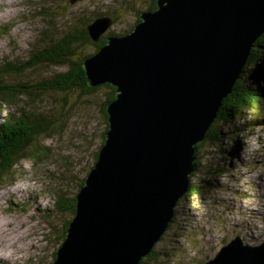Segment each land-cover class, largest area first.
Wrapping results in <instances>:
<instances>
[{"label": "water", "instance_id": "95a60500", "mask_svg": "<svg viewBox=\"0 0 264 264\" xmlns=\"http://www.w3.org/2000/svg\"><path fill=\"white\" fill-rule=\"evenodd\" d=\"M112 22L88 25L98 41ZM264 33V0H157L83 66L110 83L108 128L52 264H138L174 220L207 137ZM205 264H264L241 236Z\"/></svg>", "mask_w": 264, "mask_h": 264}, {"label": "rangeland", "instance_id": "374dc122", "mask_svg": "<svg viewBox=\"0 0 264 264\" xmlns=\"http://www.w3.org/2000/svg\"><path fill=\"white\" fill-rule=\"evenodd\" d=\"M148 2L0 0V66L6 60L29 55L38 30L47 26L42 15L46 11L60 22L70 19L62 18L69 11L76 15L74 22L82 14L108 17L112 22L105 33H123L133 29L137 10H147ZM63 24L68 27L70 22ZM93 50L90 47L87 52ZM253 58L243 74L257 79L258 73L264 75V49L255 52ZM64 70L52 67L48 73L33 71L31 80ZM28 75L31 73L8 79H27ZM260 84L264 86V80ZM108 88L103 85L83 96L79 90L49 94L37 108L33 107L56 115L58 125L52 135L38 137L39 148L43 147L47 154L39 159L29 154L19 162L14 174L0 183V264H44L52 260L53 251L60 246L54 236L63 228L66 217L54 206L56 196L76 195L81 187L75 182L86 176L94 164L102 145V108ZM22 98L13 104L0 101V119L13 112L19 114L18 104L26 106L27 97ZM65 98L68 100L64 108ZM258 108L254 113L243 112L233 123L215 120L223 131L222 141L218 145L206 141L199 148L202 162L192 183L200 191L178 201L171 230L154 248L160 253L154 264H202L238 236L248 246L264 243V109Z\"/></svg>", "mask_w": 264, "mask_h": 264}, {"label": "trees", "instance_id": "16d2710c", "mask_svg": "<svg viewBox=\"0 0 264 264\" xmlns=\"http://www.w3.org/2000/svg\"><path fill=\"white\" fill-rule=\"evenodd\" d=\"M156 7L157 0H150L147 4V10H154ZM141 13L142 11L137 10V23L141 19ZM42 15L46 19L47 26L40 29V31L38 30L39 33L36 36V40L30 43L31 49H29V55L27 57H19L18 60H6L0 66V101L13 104L18 100L17 98L22 100V96L27 97L25 99L27 107L18 104L17 113L19 114H14L13 112L0 119V183L12 176L19 162L29 154L35 159H39L47 154V150L43 149V147L39 148L38 137L41 135H52L55 127L58 125V119L56 115L34 109L39 106V103L44 101L43 99L46 95L57 92L67 94L79 90L82 94L81 96H83L93 93L98 87L103 85L108 86L109 93L102 108L105 117L102 143L105 140L104 132L108 128L107 104L116 97V87L112 84L104 83L97 86H90L88 84L83 63L108 42L109 36L121 35L129 30L123 33L109 31L101 35L98 41H95L89 34L88 25L97 18L96 14H92L90 17L84 14L79 15L77 17L78 21L75 22L76 15L71 11L62 16V18L65 17L64 19L67 17L71 20L66 19L62 22L58 21L57 16L50 15L49 11L44 12ZM67 20L70 24L68 27H65L63 23L68 22ZM255 44L256 46L252 49L240 78L234 84L233 91L223 99L216 120L223 119L228 123H233L237 116L243 114V112L250 111L254 113L256 109H259L258 107L264 109V86L260 84V81L264 80V75L258 73L259 77L257 79L256 77L255 79H251L243 74L249 67L248 64L254 59L253 55L255 52H260L264 49V38H262V35L258 37ZM90 47H94L93 52H87V49ZM52 67H62L66 70L61 72L56 71L50 75L46 74V77L41 80L33 78L31 80L33 71L42 72L41 70H43L48 73ZM30 73L31 75H28L30 77L27 79L20 78L17 80L12 79L11 81L8 79V77L17 75L20 77ZM67 100L68 98L63 99L62 104L64 108L66 107ZM29 107L34 108L30 109ZM222 132V129L219 126L217 127L214 122L207 133L206 139L197 144L196 159L194 161L195 170L191 174L189 189L182 198L188 199L196 191H200L192 183L193 175L199 169L202 162L199 156V148L206 141H211L214 145L221 143ZM97 158L98 150L95 154L94 163ZM86 176L77 179L75 184L78 188L84 184ZM56 198L58 201H55L54 206H57L58 209L66 213L65 220L62 222L63 228L54 236V241L59 245L65 239L69 223L76 211L77 200L76 195L66 198L62 193L57 194ZM176 211L173 222L177 218ZM171 224L164 234L171 230ZM51 257L52 260L44 264H52V261L56 257V248ZM159 258V251L153 249L148 255L143 256L138 264H154V261L159 260ZM205 262L202 264H205Z\"/></svg>", "mask_w": 264, "mask_h": 264}]
</instances>
